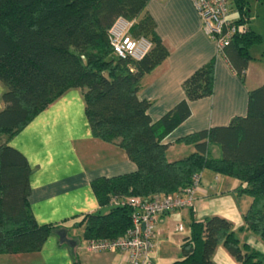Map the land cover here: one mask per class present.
Masks as SVG:
<instances>
[{"label":"trees","instance_id":"trees-1","mask_svg":"<svg viewBox=\"0 0 264 264\" xmlns=\"http://www.w3.org/2000/svg\"><path fill=\"white\" fill-rule=\"evenodd\" d=\"M147 1L0 0V254L36 252L49 235L63 230L64 221L35 222L28 203L30 167L8 143L69 89L80 93L91 135L119 147L135 164L131 172L90 181L97 205L109 208L73 217L71 225L81 227L82 240L116 238L131 226L132 208L112 204V199L178 194L194 174L208 170L238 181L231 192L250 198L239 230H249L264 243V83L247 91L244 115L177 137L174 143L194 150L168 161L163 139L189 116V101L211 94L213 59L183 80L184 97L152 121L147 113L151 102L137 96L139 79L167 56L168 49L154 31ZM233 2L238 29L224 55L242 79L248 49L261 36L247 25L242 0ZM117 17L133 21L131 34L150 41L140 59L112 53L106 31ZM211 145L218 146V157L210 155ZM64 232L65 240L58 242L72 248ZM217 246L240 264H261L262 254L241 242L231 223L217 215L189 223L178 257L169 264H214Z\"/></svg>","mask_w":264,"mask_h":264},{"label":"crops","instance_id":"crops-1","mask_svg":"<svg viewBox=\"0 0 264 264\" xmlns=\"http://www.w3.org/2000/svg\"><path fill=\"white\" fill-rule=\"evenodd\" d=\"M145 9L154 22L156 35L168 49L167 56L139 79L137 96L151 102L147 113L152 121L184 97L183 80L213 59L211 94L189 101V116L163 139L168 143L166 158L173 161L194 150L192 145L174 143L177 137L225 125L233 116L244 115L247 91L264 83V70L250 64L253 57L248 49L250 59L241 79L225 57L215 54L213 41L203 34L190 0H148ZM8 144L23 155L30 167L28 203L35 222L64 221L62 229L71 238L68 245L74 246L60 245L58 236L52 234L36 252L0 254V264H120L116 251L83 250L81 227L71 225L73 217L79 214L104 209L97 205L91 180L135 169L123 150L91 135L79 91H65ZM212 146L210 155L218 157V146ZM237 185L233 178L203 170L199 189L193 194V208L175 209L155 218L149 264H169L176 259L179 243L189 233L186 222L189 225L211 215L227 219L238 239L262 254L264 264V243L249 230H239L250 198L234 195L231 190ZM177 224H181V230L175 229ZM211 258L214 264H240L221 246L215 247Z\"/></svg>","mask_w":264,"mask_h":264},{"label":"built area","instance_id":"built-area-1","mask_svg":"<svg viewBox=\"0 0 264 264\" xmlns=\"http://www.w3.org/2000/svg\"><path fill=\"white\" fill-rule=\"evenodd\" d=\"M197 12L203 34L213 41L215 54L225 57L224 48L238 29L234 19L228 18L229 0H190ZM231 1V0H230ZM133 21L117 17L106 31L112 53L120 58L140 59L151 47L144 36L130 32ZM240 27V26H239ZM201 173L194 174L189 186L178 194H154L143 199L128 196L124 200L112 199V204H127L132 208L131 226L116 238H88L82 249L96 253L116 251L120 264H149L153 246L155 218L175 209L193 208V194L199 189ZM181 224L175 226L181 230Z\"/></svg>","mask_w":264,"mask_h":264},{"label":"rangeland","instance_id":"rangeland-1","mask_svg":"<svg viewBox=\"0 0 264 264\" xmlns=\"http://www.w3.org/2000/svg\"><path fill=\"white\" fill-rule=\"evenodd\" d=\"M228 2L230 8L228 18L235 19L238 17V11L236 10L235 3L233 2V0H229ZM242 2L244 18L247 19V25H249L261 36V41L249 48V53L254 60H252L250 64H254L255 67L258 66V68L264 70V4H260L258 0H242ZM210 147L212 148L213 146L211 145ZM108 208L109 206H104L102 213H105ZM185 226L187 230V228H189L187 222Z\"/></svg>","mask_w":264,"mask_h":264},{"label":"water","instance_id":"water-1","mask_svg":"<svg viewBox=\"0 0 264 264\" xmlns=\"http://www.w3.org/2000/svg\"><path fill=\"white\" fill-rule=\"evenodd\" d=\"M57 236H58V239H59L60 241L65 240V232H64L63 230H59V231L57 232ZM68 243H70V241H68Z\"/></svg>","mask_w":264,"mask_h":264}]
</instances>
